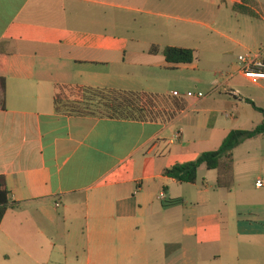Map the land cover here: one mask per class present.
I'll use <instances>...</instances> for the list:
<instances>
[{"label":"crops","instance_id":"0c3cea01","mask_svg":"<svg viewBox=\"0 0 264 264\" xmlns=\"http://www.w3.org/2000/svg\"><path fill=\"white\" fill-rule=\"evenodd\" d=\"M223 1L230 12L208 0L213 26L203 24L229 42L221 60L195 55L191 64L172 66L163 51L189 48L182 35L173 44H134L108 23L93 24L87 0H0V176L17 203L0 226V264H264V186H256L264 181V135L234 149L229 189L207 168L216 175L199 184L205 165L192 189L164 175L217 150L232 130L264 120L246 101L264 109V80L244 77L242 54L226 60L264 46V2L245 4L254 16L234 11L243 0ZM183 67L197 71V82L214 75V87L210 96L181 99L172 90V111L165 109L171 119L110 118L56 105V96L73 88L157 96L165 72Z\"/></svg>","mask_w":264,"mask_h":264},{"label":"rangeland","instance_id":"374dc122","mask_svg":"<svg viewBox=\"0 0 264 264\" xmlns=\"http://www.w3.org/2000/svg\"><path fill=\"white\" fill-rule=\"evenodd\" d=\"M87 11L92 15L93 24L100 27V22L104 24H110V30L116 34L127 35L131 43L141 45H149L152 40H157L163 44L176 43V36L182 35L184 38V45L195 50L196 57L203 61L209 58H214L216 61L221 60V51L223 48L229 47V42L223 38L217 36V34L211 32L203 26L207 24L213 26L212 13H209L210 4L208 0L205 2H197L195 0H101L102 2H108V5L103 6L95 4L94 2L87 0ZM222 5V13H229V5L226 6L223 0H214ZM264 2V0H262ZM146 2V3H145ZM72 3L70 0H62V4L70 6ZM120 7H113V4ZM148 3V4H147ZM134 9V10H133ZM145 10V11H138ZM230 9V8H229ZM148 11L162 12L169 14L170 17H158L148 15ZM209 13V14H208ZM156 27H155V26ZM154 30L157 33L152 32ZM162 35H161V33ZM215 43V52L207 50L209 44ZM247 52L237 50L231 54L226 60L234 61L238 54H246ZM195 57V58H196ZM223 57V56H222ZM168 80L158 87L155 94L159 96L162 101H158L155 104L154 111L158 113V116L163 119L169 118V114L166 112V106L169 111H172L171 104L167 100V97L171 95L172 90L179 93L178 96H174L175 99H181L185 95H191L194 97L198 94L208 96L214 87L212 86V80L215 79L214 75H210L206 81L197 82V71L192 70L191 67H183L179 70H168L165 72ZM78 88L62 90L58 94V100L60 108L70 113H79L86 107L81 100V93ZM79 93V94H76ZM210 96V95H209ZM90 110H97L92 104H88ZM88 109V108H87ZM98 111V110H97ZM171 113V112H170ZM101 116V115H96ZM216 175V171L209 172L206 166H203L199 174V184L204 179L212 180ZM186 189H192V185L187 184L184 186ZM176 189V188H175Z\"/></svg>","mask_w":264,"mask_h":264},{"label":"trees","instance_id":"16d2710c","mask_svg":"<svg viewBox=\"0 0 264 264\" xmlns=\"http://www.w3.org/2000/svg\"><path fill=\"white\" fill-rule=\"evenodd\" d=\"M249 0H243V4L234 5V11L247 15H256L245 4ZM159 49L153 46L150 49L151 54H157ZM163 55L168 64L172 66L188 65L195 60V51L190 48H181L167 46L163 51ZM82 95L81 100L86 107L79 114L101 115L110 118L134 119V120H154L158 118V113L154 111L155 104L162 101L159 96L149 93H136L107 89L82 88L79 89ZM78 92V89L77 91ZM76 93V94H79ZM256 110L264 115V109L259 108L256 104L247 99ZM4 105V100L1 101ZM59 104L56 96V105ZM88 104L96 107L98 110H90ZM181 107V106H179ZM88 108V109H87ZM173 116L169 114L171 119ZM264 135V120L263 122L251 130H232L226 136L222 145L213 151L203 152L196 160L177 163L174 166L166 169L164 175L175 179L182 184H194L198 178V170L202 165H205L208 170H218L217 186L222 188H231L233 185V151L245 140ZM17 203L10 201V191L7 189L6 179L0 176V226L8 209L16 206Z\"/></svg>","mask_w":264,"mask_h":264},{"label":"built area","instance_id":"2783aa9c","mask_svg":"<svg viewBox=\"0 0 264 264\" xmlns=\"http://www.w3.org/2000/svg\"><path fill=\"white\" fill-rule=\"evenodd\" d=\"M238 62L244 77L251 83L256 84L264 80V46L256 51H249L240 55ZM173 95L178 96L179 93L174 91ZM198 96L203 97L204 95L200 93ZM256 186L259 188L263 187L264 181L258 180Z\"/></svg>","mask_w":264,"mask_h":264}]
</instances>
